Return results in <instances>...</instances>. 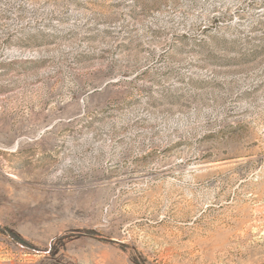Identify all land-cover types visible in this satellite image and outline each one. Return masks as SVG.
<instances>
[{
	"label": "rangeland",
	"instance_id": "rangeland-1",
	"mask_svg": "<svg viewBox=\"0 0 264 264\" xmlns=\"http://www.w3.org/2000/svg\"><path fill=\"white\" fill-rule=\"evenodd\" d=\"M0 264H264V0H0Z\"/></svg>",
	"mask_w": 264,
	"mask_h": 264
}]
</instances>
